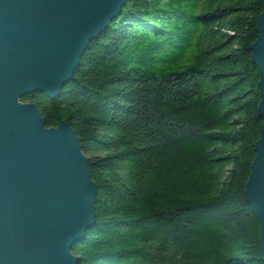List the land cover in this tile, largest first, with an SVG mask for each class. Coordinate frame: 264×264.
Wrapping results in <instances>:
<instances>
[{
    "label": "trees",
    "instance_id": "trees-1",
    "mask_svg": "<svg viewBox=\"0 0 264 264\" xmlns=\"http://www.w3.org/2000/svg\"><path fill=\"white\" fill-rule=\"evenodd\" d=\"M260 0H126L58 97L97 188L77 264H264L244 195L262 120Z\"/></svg>",
    "mask_w": 264,
    "mask_h": 264
},
{
    "label": "water",
    "instance_id": "water-1",
    "mask_svg": "<svg viewBox=\"0 0 264 264\" xmlns=\"http://www.w3.org/2000/svg\"><path fill=\"white\" fill-rule=\"evenodd\" d=\"M250 62L262 124L244 195L264 263V0ZM126 0H0V264H77L71 247L94 225L97 188L66 121L47 127L34 92L53 100Z\"/></svg>",
    "mask_w": 264,
    "mask_h": 264
}]
</instances>
